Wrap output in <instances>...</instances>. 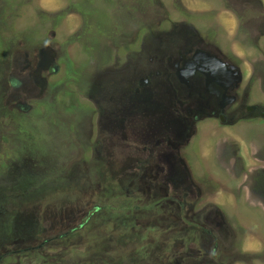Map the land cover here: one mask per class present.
<instances>
[{"label":"rangeland","instance_id":"rangeland-1","mask_svg":"<svg viewBox=\"0 0 264 264\" xmlns=\"http://www.w3.org/2000/svg\"><path fill=\"white\" fill-rule=\"evenodd\" d=\"M0 264H264V0H0Z\"/></svg>","mask_w":264,"mask_h":264},{"label":"flooded vegetation","instance_id":"flooded-vegetation-1","mask_svg":"<svg viewBox=\"0 0 264 264\" xmlns=\"http://www.w3.org/2000/svg\"><path fill=\"white\" fill-rule=\"evenodd\" d=\"M223 74H224V76H227V77H229V75H228V73L227 72H225L224 70H223ZM250 110H256L254 107H251L250 108Z\"/></svg>","mask_w":264,"mask_h":264}]
</instances>
